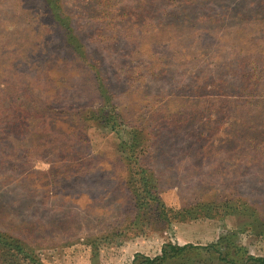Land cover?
<instances>
[{"label":"rangeland","instance_id":"1","mask_svg":"<svg viewBox=\"0 0 264 264\" xmlns=\"http://www.w3.org/2000/svg\"><path fill=\"white\" fill-rule=\"evenodd\" d=\"M59 2L105 96L49 0H0V231L43 264H132L166 242L196 245L206 261L225 234L264 258V118L238 113L264 89V0ZM103 104L148 128L144 150L126 158L134 174L139 163L154 170L165 206L240 197L248 210L131 225L121 134L76 117Z\"/></svg>","mask_w":264,"mask_h":264},{"label":"trees","instance_id":"2","mask_svg":"<svg viewBox=\"0 0 264 264\" xmlns=\"http://www.w3.org/2000/svg\"><path fill=\"white\" fill-rule=\"evenodd\" d=\"M49 9L55 19L54 22L62 34L64 44L68 47L70 46L69 48L75 53V55L83 61L90 71L94 72L98 82V87L100 88V95L105 96L103 90L104 84L102 82L99 64L97 61L93 62L90 55L86 54L87 48L75 34L70 16L63 10L59 0H49ZM221 14H224V12ZM256 18H254L255 23L260 20V17ZM263 25L262 21L261 27H263ZM261 27H259V29L263 32ZM176 30L177 28L175 31ZM259 42L261 41H258V45L262 52H264V44L261 46V43ZM251 79H253V77ZM261 80L262 78L256 79L253 83V88H255V86L258 85L257 82ZM243 87L245 88V86ZM244 90L245 89H242L243 93ZM255 91V98L257 100L252 101L250 99L249 105H246L245 107L242 106V104H238L239 106H242L241 111L238 112L239 115L241 114L244 116L245 114H248L253 118L258 116L260 118H264V105L260 104V102H264V89L255 88ZM242 102L246 104V101ZM253 105L258 107H254ZM76 117L78 122L82 124L90 125L95 128L107 127L115 131L117 134H121L120 145L121 148L126 151L125 157H123V159L120 158L124 164L125 172L122 182L128 195L131 197L132 207L134 210L131 225L134 221H138L140 223L144 219H147L149 222L153 221L154 226V219L157 221L156 223L159 222L160 225H165L170 224L173 221H186L190 219L212 217L213 214L219 217V215L223 212L232 209V205L234 204L238 205L234 207V210H237V212L248 210V207L245 206V200H242L240 197L227 198L225 200H216L215 197L210 200L199 198L193 204L183 206L178 209L165 206L157 195L158 190L155 185L157 184V181L154 170L147 168V165L139 163V171L134 174L129 168V161L128 158H126L129 153L134 157H138L137 151L139 148L144 150L145 147L143 144L150 138L148 128L144 125L128 126L127 123L122 120L124 118L121 117V114L119 115L118 112L109 110L106 104L95 108H78L76 111ZM150 218H152V220H150ZM136 229L143 231L140 228V225L136 226ZM117 235H119V233H117ZM218 244H223L224 249L222 251L217 250ZM208 248L210 251H208L210 258L209 260H206V262L205 258L202 256L201 250L196 245H179L176 243L173 244L171 242H166L162 246L159 254L153 257L143 254H135L131 263L191 264L192 259L196 257L201 264H264L263 257L249 255L235 246L232 241V234L220 236L219 240L211 243ZM0 264L43 263L39 255L32 247H30V245L26 244L19 238L0 231Z\"/></svg>","mask_w":264,"mask_h":264}]
</instances>
